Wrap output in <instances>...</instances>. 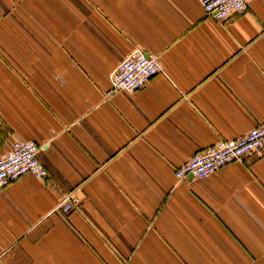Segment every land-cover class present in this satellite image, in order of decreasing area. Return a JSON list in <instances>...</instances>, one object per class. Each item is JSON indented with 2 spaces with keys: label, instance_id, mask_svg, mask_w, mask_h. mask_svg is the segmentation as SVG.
I'll return each instance as SVG.
<instances>
[{
  "label": "crops",
  "instance_id": "obj_1",
  "mask_svg": "<svg viewBox=\"0 0 264 264\" xmlns=\"http://www.w3.org/2000/svg\"><path fill=\"white\" fill-rule=\"evenodd\" d=\"M136 48L162 71L109 97ZM262 123L264 0H0V156L35 141L48 171L0 192V264H264V155L175 176Z\"/></svg>",
  "mask_w": 264,
  "mask_h": 264
},
{
  "label": "built area",
  "instance_id": "obj_2",
  "mask_svg": "<svg viewBox=\"0 0 264 264\" xmlns=\"http://www.w3.org/2000/svg\"><path fill=\"white\" fill-rule=\"evenodd\" d=\"M251 0H200L207 17L223 22L233 13H243ZM162 71L160 59L155 54H147L142 48L130 52L111 76L108 96L119 92L133 93L143 88L149 80ZM40 145L35 141L17 139L11 150L0 156V192L12 181L33 174L44 179L48 171L39 157ZM264 155V123L250 129L242 137L220 139L194 154L186 163L178 167V180L188 177L206 178L228 164L243 162L251 155ZM79 198L74 192L65 195L61 209L68 213L78 207Z\"/></svg>",
  "mask_w": 264,
  "mask_h": 264
},
{
  "label": "water",
  "instance_id": "obj_3",
  "mask_svg": "<svg viewBox=\"0 0 264 264\" xmlns=\"http://www.w3.org/2000/svg\"><path fill=\"white\" fill-rule=\"evenodd\" d=\"M148 54V53H147Z\"/></svg>",
  "mask_w": 264,
  "mask_h": 264
}]
</instances>
